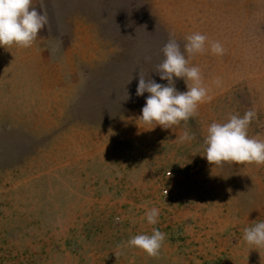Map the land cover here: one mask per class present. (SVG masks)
<instances>
[{
    "label": "rangeland",
    "instance_id": "374dc122",
    "mask_svg": "<svg viewBox=\"0 0 264 264\" xmlns=\"http://www.w3.org/2000/svg\"><path fill=\"white\" fill-rule=\"evenodd\" d=\"M32 7L48 17L33 45L0 47V264H264L243 240L264 220V166L204 157L209 125L249 109L248 135L264 140V0ZM194 32L225 49L189 59L208 98L186 125L151 129L137 73L166 84L161 49ZM153 227L166 233L157 257L127 245Z\"/></svg>",
    "mask_w": 264,
    "mask_h": 264
},
{
    "label": "clouds",
    "instance_id": "9594fccd",
    "mask_svg": "<svg viewBox=\"0 0 264 264\" xmlns=\"http://www.w3.org/2000/svg\"><path fill=\"white\" fill-rule=\"evenodd\" d=\"M47 24L46 13L32 7V0H0V47L15 45L29 48ZM185 40L183 50L171 38L161 49L163 60L156 66L155 73L161 81H167L166 84L145 79L137 73L136 95L148 93L138 119L151 129L157 126L173 129L182 122L186 125L189 118L197 114L198 106L208 98V89L203 83L200 69L190 65L189 59L205 51L222 56L225 49L220 41H209L200 32L187 35ZM174 79H183L187 90L178 91ZM255 118L256 112L249 109L242 116L232 114L223 123H211L204 140L206 160L216 166L224 163L264 166V140L248 135V127ZM180 139L191 140L192 135L185 131ZM158 217L159 209L156 207L145 212L150 225L157 224ZM165 239L166 233L153 227L150 234L130 237L127 245L140 249L149 257H157ZM243 240L251 246H264V220H257L250 227H245Z\"/></svg>",
    "mask_w": 264,
    "mask_h": 264
}]
</instances>
